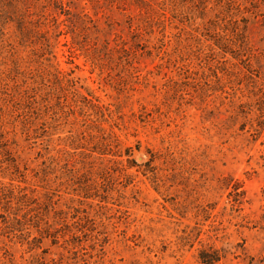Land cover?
<instances>
[{"label":"rangeland","instance_id":"374dc122","mask_svg":"<svg viewBox=\"0 0 264 264\" xmlns=\"http://www.w3.org/2000/svg\"><path fill=\"white\" fill-rule=\"evenodd\" d=\"M0 264H264V0H0Z\"/></svg>","mask_w":264,"mask_h":264}]
</instances>
